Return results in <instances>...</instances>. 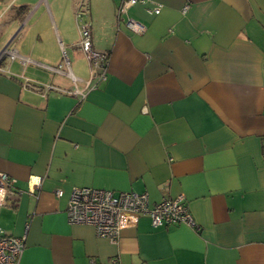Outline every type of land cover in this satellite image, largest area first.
<instances>
[{
  "label": "crops",
  "instance_id": "0c3cea01",
  "mask_svg": "<svg viewBox=\"0 0 264 264\" xmlns=\"http://www.w3.org/2000/svg\"><path fill=\"white\" fill-rule=\"evenodd\" d=\"M122 1L0 0V49L27 58L0 64V172L19 190L0 226L26 236L19 264H264V0L118 16ZM82 187L146 193L150 207L182 195L199 229L141 215L112 242L69 221Z\"/></svg>",
  "mask_w": 264,
  "mask_h": 264
},
{
  "label": "built area",
  "instance_id": "2783aa9c",
  "mask_svg": "<svg viewBox=\"0 0 264 264\" xmlns=\"http://www.w3.org/2000/svg\"><path fill=\"white\" fill-rule=\"evenodd\" d=\"M138 3L146 5L147 11L151 14H159L162 8L161 4H156L153 0H123L118 9V16L127 13L130 7ZM187 7L188 5H185L184 9ZM127 24L136 33H142L146 29L145 25L133 19H130ZM80 34L81 48L90 61L94 75L97 74L99 80L105 79L107 54L93 51L91 34L87 26H80ZM63 54L67 56L65 49H63ZM6 56L11 60L20 57L23 63L27 62V58L21 57L16 50L3 47L0 49V64ZM0 71H4L1 66ZM74 94L85 96L84 92L79 89ZM15 181L9 174L0 172V207L7 204L11 196L19 193V190H16ZM42 181L43 177L41 176L32 177L28 193L37 196ZM56 194L61 196L63 191L57 190ZM67 212L72 224L93 226L98 236L108 238L112 242L118 241L123 229L136 226L141 215H149L154 226L183 223L199 229L189 205L182 195L176 198H165L150 207L146 193L82 187L73 191ZM25 243L26 236L8 235L0 226V264H19ZM90 264L98 263L91 260ZM108 264L124 263L114 257Z\"/></svg>",
  "mask_w": 264,
  "mask_h": 264
},
{
  "label": "rangeland",
  "instance_id": "374dc122",
  "mask_svg": "<svg viewBox=\"0 0 264 264\" xmlns=\"http://www.w3.org/2000/svg\"><path fill=\"white\" fill-rule=\"evenodd\" d=\"M9 49H12L11 47H9ZM65 51H66V49H65ZM66 54H67V52H66Z\"/></svg>",
  "mask_w": 264,
  "mask_h": 264
},
{
  "label": "water",
  "instance_id": "95a60500",
  "mask_svg": "<svg viewBox=\"0 0 264 264\" xmlns=\"http://www.w3.org/2000/svg\"><path fill=\"white\" fill-rule=\"evenodd\" d=\"M5 47H7V46H5ZM5 47H4V48H5Z\"/></svg>",
  "mask_w": 264,
  "mask_h": 264
},
{
  "label": "trees",
  "instance_id": "16d2710c",
  "mask_svg": "<svg viewBox=\"0 0 264 264\" xmlns=\"http://www.w3.org/2000/svg\"><path fill=\"white\" fill-rule=\"evenodd\" d=\"M93 188H95V187H93Z\"/></svg>",
  "mask_w": 264,
  "mask_h": 264
}]
</instances>
